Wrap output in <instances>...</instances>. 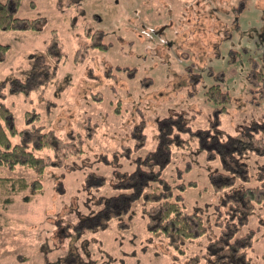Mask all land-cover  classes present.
<instances>
[{
    "label": "rangeland",
    "instance_id": "rangeland-1",
    "mask_svg": "<svg viewBox=\"0 0 264 264\" xmlns=\"http://www.w3.org/2000/svg\"><path fill=\"white\" fill-rule=\"evenodd\" d=\"M15 14L38 17V25L0 29V42L8 44L0 55L2 100L18 130L26 126L25 111H36L35 124L63 146L35 152L53 160L40 176L24 165L0 168L41 182L8 203L0 190V264H63L68 252L75 264L224 262L208 248L232 218L224 196L261 184L264 153L241 155L247 181L237 177L217 188L211 176L224 172L222 159L204 137L264 122V92L259 95L253 72L256 62L264 68V0H20ZM163 23V38L173 44L145 42L152 35L142 25ZM30 54L52 66L41 85L25 92L12 84L26 79ZM217 81L229 93L225 102L218 88L211 92ZM164 132L174 141L157 154L167 158L160 175L173 199L202 215L205 232L174 249L147 230L141 199L133 216L77 232L84 216L101 208V196L122 194L119 175L138 169L146 152L165 143ZM249 231L244 264H264V199L253 203L235 236Z\"/></svg>",
    "mask_w": 264,
    "mask_h": 264
},
{
    "label": "trees",
    "instance_id": "trees-1",
    "mask_svg": "<svg viewBox=\"0 0 264 264\" xmlns=\"http://www.w3.org/2000/svg\"><path fill=\"white\" fill-rule=\"evenodd\" d=\"M20 0H0V29H34L38 25V17H21L15 14ZM8 50V44L0 42V55ZM264 55V51L262 52ZM60 54V52H59ZM32 56V54H30ZM33 67L25 80H15L12 86L30 91L38 87L49 77L48 64L42 58V54L33 55ZM254 62V61H253ZM261 63L256 62L254 81L258 85L259 95L264 92V68ZM258 64V65H257ZM52 69V68H51ZM53 70V69H52ZM219 81L212 83L211 92H217L223 102L228 98V92L219 90ZM3 88V87H2ZM3 92L0 90V168L13 170L17 165H24L33 168L40 176L45 167L53 160L49 156H40L35 152L45 148L58 150L63 146V142L54 137L51 131L45 130L41 124H35L34 120L38 117V112L26 110V126L18 130L14 124V116L9 107L3 102ZM222 102V103H223ZM34 122V123H33ZM264 122L247 124L238 132L232 134L206 135L204 138L211 141L215 146H211L210 152L220 155L223 163V171H214L211 179L214 187L231 186L237 177L247 181V164L241 155L252 151L264 153ZM166 139L162 145L158 142L155 150L146 152L144 159L139 162L138 169L131 172L124 171L119 175L117 186L121 191L119 195L101 196V208L97 213L84 216L86 223H79L75 229L81 232V228L97 229L106 227L107 223L113 218H121L123 215H134L133 203L142 200L145 207L146 228L153 236H164L167 244L176 250H183V245L188 239L200 236L206 230V225L197 210H185L184 207L172 198V186L160 175V169L165 164L167 158L158 157L159 151L169 150L172 136L171 132H164ZM16 137L18 141H16ZM15 138V140H13ZM170 141V143H169ZM161 155V153L159 154ZM166 156V154H165ZM157 167V168H155ZM216 172V173H215ZM0 172V190L6 203L12 200V195L18 190L32 186L37 190L40 180L32 182L26 178H14L12 175ZM218 179L217 181L215 179ZM215 180V182H213ZM258 180L261 184L256 186L237 187L226 192L225 203L229 205L231 219L223 228L221 233L209 241V253L219 259L220 264H244L246 261V249L251 242V231L235 236L239 225L244 223L250 214L253 203L264 199V168L259 170ZM157 186H149L150 183ZM124 183V186H122ZM37 188V189H36ZM149 189V190H148ZM123 195L122 198H119ZM115 200V201H114ZM131 212V213H129ZM129 213V214H128ZM83 219V217H82ZM152 236V237H153ZM76 258L68 252L64 255L63 264H75Z\"/></svg>",
    "mask_w": 264,
    "mask_h": 264
},
{
    "label": "flooded vegetation",
    "instance_id": "flooded-vegetation-1",
    "mask_svg": "<svg viewBox=\"0 0 264 264\" xmlns=\"http://www.w3.org/2000/svg\"><path fill=\"white\" fill-rule=\"evenodd\" d=\"M68 3H70V2H68ZM142 26H143V28H142L143 31L146 30V31L149 32L150 35H152L151 38L144 39L145 42L146 41L147 42H150V41L154 42L156 40V38H157V41L160 40L159 41L160 44H163L165 46H171L173 44L171 39H167L166 40V39L163 38V35H162L163 34L162 32L168 28V23H163V24H161L160 26H158L156 28L146 27L145 25H142ZM153 36H155V38ZM98 43H99L98 47H100V48L101 47H105L104 46L105 43L103 42V40H99ZM106 47H108V45Z\"/></svg>",
    "mask_w": 264,
    "mask_h": 264
}]
</instances>
